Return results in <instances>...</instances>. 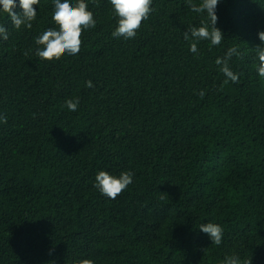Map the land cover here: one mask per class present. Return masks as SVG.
Here are the masks:
<instances>
[{
	"label": "trees",
	"instance_id": "trees-1",
	"mask_svg": "<svg viewBox=\"0 0 264 264\" xmlns=\"http://www.w3.org/2000/svg\"><path fill=\"white\" fill-rule=\"evenodd\" d=\"M85 2L96 27L51 61L35 39L58 27L54 0L34 5L31 29L0 11V264H264V0H219L224 39L198 53L183 32L209 21L186 0H152L128 40L112 35L110 0ZM229 47L238 83L215 64ZM101 170L133 182L110 199ZM208 222L223 228L218 246Z\"/></svg>",
	"mask_w": 264,
	"mask_h": 264
},
{
	"label": "clouds",
	"instance_id": "clouds-1",
	"mask_svg": "<svg viewBox=\"0 0 264 264\" xmlns=\"http://www.w3.org/2000/svg\"><path fill=\"white\" fill-rule=\"evenodd\" d=\"M39 3L40 0H19V7L22 11L17 13L14 11L17 6L16 0H0V11L10 16L11 23L16 29H20L21 26L31 29L32 22L37 17V9L34 5H39ZM110 3L115 17L118 18L117 27L112 33L113 37H123L125 40L135 38L142 21L148 19L152 11V0H110ZM218 4L219 0H201L200 3L186 0V5L192 12L206 13L209 21V23L202 22L199 27L189 26L188 30L183 32V38L190 43V50L193 53H198V43L201 40L210 41V45H220L224 39L223 31L217 27ZM52 20L58 27L47 29L35 39V43L42 46L36 50V56L42 60H59L65 54H78L81 50L83 32L94 29L97 23L85 0H76L75 4L71 0H54ZM258 35L262 43L255 48L259 61L257 71L258 75L264 79V31H260ZM0 38L8 39L7 29L3 25H0ZM234 55H241L239 49L229 47L223 57L215 60L219 71L226 77L225 83L239 82L238 75L229 66ZM87 86H93L91 80L87 81ZM204 94L203 90L199 92L201 98ZM78 105V97L65 101V107L69 111H76ZM0 122L7 123L6 115H0ZM133 175L131 171H123L117 176L101 170L95 176V187L106 197L116 199L133 182ZM199 229L209 236L211 244L218 246L222 243L223 228L221 225L211 222L201 223ZM75 264H94V261L82 259L75 261ZM223 264H241V262L238 256L231 255L225 257ZM245 264H252V260L246 261Z\"/></svg>",
	"mask_w": 264,
	"mask_h": 264
}]
</instances>
